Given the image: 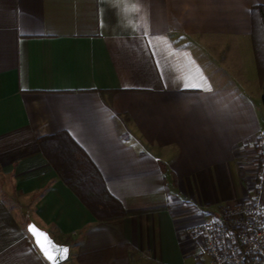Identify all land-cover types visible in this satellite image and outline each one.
Masks as SVG:
<instances>
[{
  "label": "crops",
  "instance_id": "crops-1",
  "mask_svg": "<svg viewBox=\"0 0 264 264\" xmlns=\"http://www.w3.org/2000/svg\"><path fill=\"white\" fill-rule=\"evenodd\" d=\"M255 4L0 0V264H50L29 221L63 264L207 261L184 227L251 195L264 134ZM60 132L98 171L97 208L42 152Z\"/></svg>",
  "mask_w": 264,
  "mask_h": 264
},
{
  "label": "built area",
  "instance_id": "built-area-1",
  "mask_svg": "<svg viewBox=\"0 0 264 264\" xmlns=\"http://www.w3.org/2000/svg\"><path fill=\"white\" fill-rule=\"evenodd\" d=\"M257 168L251 195L184 227L201 240L207 261L198 264H264V134L256 139Z\"/></svg>",
  "mask_w": 264,
  "mask_h": 264
},
{
  "label": "trees",
  "instance_id": "trees-1",
  "mask_svg": "<svg viewBox=\"0 0 264 264\" xmlns=\"http://www.w3.org/2000/svg\"><path fill=\"white\" fill-rule=\"evenodd\" d=\"M251 19V40L264 103V4H255L251 7ZM39 144L60 177L76 192L79 193L80 189L84 194L80 192V196L89 201L88 203L91 202L92 207L97 208L102 202L95 191L98 171L72 137L64 132L44 135L40 137ZM98 211L94 212L104 220L111 219L105 210ZM123 214L124 212L120 210L116 216L121 217Z\"/></svg>",
  "mask_w": 264,
  "mask_h": 264
},
{
  "label": "snow or ice",
  "instance_id": "snow-or-ice-1",
  "mask_svg": "<svg viewBox=\"0 0 264 264\" xmlns=\"http://www.w3.org/2000/svg\"><path fill=\"white\" fill-rule=\"evenodd\" d=\"M131 3V0H129ZM133 8H136V4H132ZM152 44V41H149V46ZM159 63V62H158ZM175 70L179 73L181 70L179 68H175ZM179 79L185 81L184 86L186 88H199L200 85L191 82L189 77H185L183 75L178 76ZM29 231L33 234L35 238V246L39 247L44 257L50 262V264H60L63 259H66L68 249L59 245H56L51 238L43 232H40L35 226L30 225Z\"/></svg>",
  "mask_w": 264,
  "mask_h": 264
},
{
  "label": "water",
  "instance_id": "water-1",
  "mask_svg": "<svg viewBox=\"0 0 264 264\" xmlns=\"http://www.w3.org/2000/svg\"><path fill=\"white\" fill-rule=\"evenodd\" d=\"M30 225L35 226V228L38 229L40 232L46 233V234L51 238V240L55 242L56 245H59V246H62V247L67 248V249H68L67 257H68V254H69V246H68V245L56 242V241L50 236V234L48 233V231H46L45 229L39 227V226L36 225L33 221H29V222L26 224V230H27V232L31 235L34 244H35V238L33 237V234L29 231V226H30ZM37 249L40 251V253H41L42 256L44 257V255H43V253L41 252L40 248L37 247ZM67 257H66V259H67ZM44 258H45V257H44ZM45 259H46V258H45ZM66 259H63V260L60 262V264H63V263L65 262ZM46 260H47V259H46ZM47 261H48V260H47ZM48 262H49V261H48ZM49 263H50V262H49Z\"/></svg>",
  "mask_w": 264,
  "mask_h": 264
},
{
  "label": "rangeland",
  "instance_id": "rangeland-1",
  "mask_svg": "<svg viewBox=\"0 0 264 264\" xmlns=\"http://www.w3.org/2000/svg\"><path fill=\"white\" fill-rule=\"evenodd\" d=\"M262 113H263V116H264V109H263V112H262ZM256 161H257V160H256Z\"/></svg>",
  "mask_w": 264,
  "mask_h": 264
}]
</instances>
